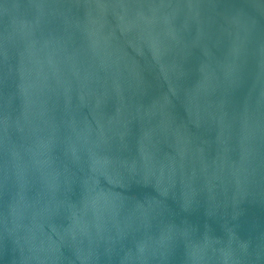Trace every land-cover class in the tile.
<instances>
[{"label":"water","instance_id":"water-1","mask_svg":"<svg viewBox=\"0 0 264 264\" xmlns=\"http://www.w3.org/2000/svg\"><path fill=\"white\" fill-rule=\"evenodd\" d=\"M0 264H264V0H0Z\"/></svg>","mask_w":264,"mask_h":264}]
</instances>
